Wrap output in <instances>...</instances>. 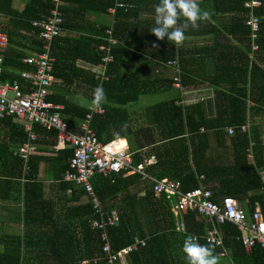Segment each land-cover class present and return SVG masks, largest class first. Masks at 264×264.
I'll return each mask as SVG.
<instances>
[{
    "label": "trees",
    "instance_id": "obj_1",
    "mask_svg": "<svg viewBox=\"0 0 264 264\" xmlns=\"http://www.w3.org/2000/svg\"><path fill=\"white\" fill-rule=\"evenodd\" d=\"M202 1L207 3L210 0ZM248 1L226 0L228 10L223 9V13L236 14L232 20L233 35L241 36L245 46L243 58L237 64L221 62L210 73L204 58L209 52L208 48L202 51L205 53L203 55L200 50L182 52L167 38L157 41L151 35L150 41L163 50L146 52L142 26H130V30L126 31L122 22L127 18L133 19L134 14L143 11V0H105L95 9L79 0H62L64 31H73L77 37L57 39L51 46L57 80L53 86L56 90L60 88L58 83L63 87L76 86L75 90L84 88L88 93L87 98L91 100L93 89L102 85L107 96L101 106L104 114L94 115L90 120V128L100 142L110 143L113 130L120 132L126 140L135 136V145L130 147L133 165L138 167L154 158V162L145 169L154 179L179 181L182 191L203 186L213 191L216 202L230 196L236 199L248 217L259 208L264 218V180L261 177L264 170V122L250 120L255 106L264 111V0H260L261 7L255 11L261 22L257 38L253 40L249 25L250 11L245 8ZM115 2L124 7L117 8L110 26L98 27L87 20L89 14L106 15L108 8ZM222 2L226 9L224 0ZM12 3L13 0H0V14L11 18L5 30H0V33L8 35L10 41L9 49L3 54V76L5 80L17 79L24 84L17 73L29 69L22 64V60L28 57L22 50L42 55L46 47L39 38L41 32L33 29L31 24L48 17L53 4L51 0H29L18 12L12 9ZM74 4H79V9L72 8ZM107 31H110V36L106 35ZM139 38L141 42L138 43ZM110 40L116 41V45L109 48L113 63L106 67L104 76L96 75L94 70L77 67V61L94 69L100 66L107 53L99 49L108 47ZM255 46L258 47L257 52L253 51ZM197 54L198 58H195ZM151 61L158 67L171 70V81L161 82L144 75V66ZM169 62L173 65L167 66ZM175 77L180 78L183 88L202 86L205 91L214 92V99L184 103L177 95L182 91L173 89ZM223 78L232 81L224 82ZM227 85L229 87L225 89ZM169 90H173L176 96L158 101L145 113L142 111L143 114L140 112L145 122L138 125L139 111H130L129 106L137 104L143 96L164 94ZM48 100L63 106L61 114L70 129L75 130L86 119L87 109L71 102L66 95L55 92ZM0 123L6 124L9 129L7 142L3 145L20 146L27 140V134L20 125L14 124L13 119L0 120ZM122 126H126L125 131H121ZM244 126H248L249 130L243 131ZM230 127L235 131L231 137L234 153L225 149L219 159L218 156L211 157L212 140L224 144L228 136L225 129ZM201 129L205 131L202 133ZM33 133L38 137L40 152H46V147L57 144V132L54 129L37 125L33 126ZM120 143L122 146L125 142ZM72 156L73 149L68 147L59 151L55 159L58 166L54 169L56 180L64 191L69 187L64 177L70 169ZM250 156L253 163L250 162ZM221 158L225 159L224 163L219 162ZM17 160L21 168L23 166L25 169V228L37 224L39 234L37 239L31 238L29 232L23 239L0 238V246L4 247L0 264H105L99 232L92 227L95 216L91 206L86 204L69 210L62 221L72 219L77 223L75 226H62L55 217L53 205L44 201L43 181L38 179L40 164L49 163L51 159L35 154L26 162L20 157ZM201 176H204L203 180H200ZM92 184L104 211L115 210L119 216L118 225L108 229L112 250L116 252L130 246L135 238L147 241L146 248L129 257L133 264H185L180 254L170 255L169 259L156 252L155 247L168 239L166 236L180 237L182 248L183 240L191 234L198 238L200 244L213 248L215 253L221 255V250L202 240L208 230L213 229L212 225L194 213L179 218L184 233H176L170 202L164 196L155 198L153 183L143 179L140 174L125 175L120 172L108 178L96 176ZM30 187L39 191L33 201L28 195ZM143 191L145 195L142 197ZM84 195V191L75 189L70 201L79 202ZM219 229L224 236L225 249L235 264H264V249L260 245L248 253L238 241L241 235L234 225L226 224ZM220 262L227 264L228 261L221 258Z\"/></svg>",
    "mask_w": 264,
    "mask_h": 264
},
{
    "label": "built area",
    "instance_id": "obj_2",
    "mask_svg": "<svg viewBox=\"0 0 264 264\" xmlns=\"http://www.w3.org/2000/svg\"><path fill=\"white\" fill-rule=\"evenodd\" d=\"M53 8L47 18L32 22L33 29L41 32L39 38L46 44L45 53L42 55H32L22 60V64L28 67V71L17 72L24 84L17 79H4L3 54L9 49L10 41L8 35L0 33V120L13 119L21 123L27 140L20 146L19 157L26 162L28 157L37 153L38 137L33 133V126L40 125L45 128L54 129L57 132L56 151L65 148L73 149V156L70 159V169L66 172L64 181L69 184L67 195L72 196L74 187L84 191L87 204L91 206L95 219L92 227L99 232L101 242V254L105 264H121L131 255L138 253L147 247V241L135 238L130 246L114 252L110 245L108 229L116 227L119 223L117 211L105 212L99 198L97 197L92 180L96 176L108 178L112 175L124 172L125 175L140 174L143 179L153 183L155 198L164 196L171 204V211L176 220L175 229L178 233H184V226L179 218L187 213H194L197 217L204 219L212 225L213 229L208 230L206 236L202 238L211 246L221 250V258L226 259L227 264H235L227 249H225L224 236L221 226L226 224L234 225L246 252L260 245L264 249V218L259 208L253 215L248 217L244 210L239 207L238 202L233 197H224L218 202L214 199L213 191L203 186L190 191H182L181 183L170 179L157 180L150 176L145 169L154 162V158L145 161L138 167L133 165L132 153L129 145L124 143L104 144L95 136L90 128V120L94 115H103L104 110L91 107L88 110L86 119L80 122L75 130L70 129L64 122L61 111L63 107L48 100L51 95L53 84L56 82L54 76L55 60L51 58V46L64 35V17L62 12V0H51ZM261 7L260 0H250L245 4V8L250 11L251 38L256 39L260 31V19L255 11ZM110 36V31L106 32ZM116 45L115 40L108 41V47H100L99 51H105L107 55L103 58L101 65L95 71L97 75L104 76L106 67L113 63V58L109 54V48ZM254 52L258 47L253 48ZM167 63V66H172ZM176 65V63H175ZM175 89L182 91V94H199L192 89L183 88L179 77H175L173 85ZM12 95V97L10 96ZM210 98H197L188 100V103H196ZM203 130V129H202ZM243 131H248L249 127L244 126ZM230 135L234 134V129H228ZM204 176L200 177L203 180ZM83 264H88L87 262Z\"/></svg>",
    "mask_w": 264,
    "mask_h": 264
},
{
    "label": "crops",
    "instance_id": "obj_3",
    "mask_svg": "<svg viewBox=\"0 0 264 264\" xmlns=\"http://www.w3.org/2000/svg\"><path fill=\"white\" fill-rule=\"evenodd\" d=\"M28 1L29 0H13L12 9L19 12L23 9L24 5L28 3ZM79 1L87 3L90 8L95 9L98 6H101V4L105 0H79ZM201 1L202 0H197V3L199 4L201 9L207 10L211 13L210 19L207 21L198 22L196 27L189 26V28L185 31L186 39L182 44L177 45V48L182 50V52H189L192 50V53L200 50V53H202V55L205 54L202 51L205 48H208L209 52L204 58H206L205 63L208 64V71L210 73H213L215 67L219 66V63L221 62H225L226 64H237L243 58V51L245 50L244 49L245 46L243 45V41H241L240 38L241 36L233 35L232 20L233 18L236 17V14L229 12L223 13V9L225 11L228 10V5L226 3V0H224L226 9L222 6L223 3L222 0H210L207 3H205V1H202L201 3ZM158 2L159 0H143V5H144L142 9L143 11H140L139 9L140 13H137V15L134 14L133 19L129 20V18H127L122 22L124 27L127 28L126 31L130 30V26H134V25L136 26L137 24L142 26L141 29L145 33L144 50L146 52H151V53L152 52L155 53L157 51L163 50V48H160L159 45H156L155 43H152L150 41V37L152 35L150 29L154 25V6ZM71 7L79 9V4H74L73 6L71 5ZM122 7H124L122 4L115 2L113 6L108 8L106 15L89 14L87 20L90 23L99 25L98 27H100V25H103L104 27L110 26L113 22L117 8H122ZM88 13H95V12H88ZM10 21L11 18L9 17V15L0 14V30H5L6 26L10 23ZM63 37L65 39L66 38L75 39L77 37V33H74L73 31L72 32L64 31ZM139 42H141L140 38L138 40V43ZM224 46L228 47L229 49L224 48ZM22 52L25 54L27 53L28 57L34 54L32 51L27 52L26 49L22 50ZM198 54L196 55L195 58H198L197 57ZM77 67L79 69L87 70V71L94 70V73L97 70V68H99L98 66L94 69L93 67L84 64L82 61H77ZM143 72L144 75L146 74L149 78L161 82L168 80L171 81V79L173 78V72L171 70H168L167 68L164 67L162 68L160 66L158 67L157 64H155V62L152 61L148 62L144 66ZM223 80L224 82L232 81V79L230 78H227L228 81L225 78H223ZM58 85H60V88L58 90H56L54 86L52 87L51 94L57 92L59 94L66 95V97H68L71 102L79 106L85 107L87 111L91 109L92 107L91 100L87 98L88 93L84 88L75 90L74 88L76 86L63 87L61 86L60 83H58ZM224 87L225 89H227L229 85ZM187 89H192L196 92H199V94H194V95L186 94L184 96L182 92L177 93L178 97H181L184 103H188L189 102L188 100L197 99V98L199 99L201 97L210 98L209 100L214 99L213 96L214 92H207L203 89L202 86L197 88H187ZM83 100L87 102L86 106L81 104V101ZM250 118L251 121L253 119L255 122L256 121L264 122V111L258 109V107L255 106L254 110H252L251 112ZM14 122L15 125L17 126L20 125L22 127L21 123L19 124L16 121ZM230 128L225 129L228 136L226 140H224V144H219V141H216L215 139L212 140L211 143L212 148L210 151L211 157L218 156L219 159V156L224 154L225 149H229V151L232 154L234 153L231 137L235 133L233 135H230L228 132V129ZM204 131H205L204 129L203 130L201 129L202 133ZM8 134H9V129L6 126V124L0 123V238L19 237L23 239L26 232H29L31 238L37 239L39 234V231L37 230V224L33 226H29L28 229L25 228V224H24L25 184H26L25 169L23 166L21 168V165L17 160L19 157L18 150L21 145L20 146H18L17 144H14L12 146L11 144L3 145L4 142H7ZM123 141H125L126 144L129 145V149H130L131 144L132 146L135 145L136 138L135 136H132L131 142L127 141L126 139H123ZM143 142L145 141L143 140ZM62 150L64 149H61L59 151ZM45 151L46 152H40L38 150L37 153H35L46 156L48 159L49 158L51 159L49 163L42 162L39 168L38 179L40 181H43L44 201L50 202L53 205V211L55 217L58 218V222L61 223L62 226H75V223L77 222L73 221L72 219L67 220L65 222L62 220L65 214L69 210L78 208L79 206L86 205L87 199L84 195L83 197L80 198L79 202L74 203L70 201L71 196L67 195V192L64 191V189L61 187V183L56 180V175L54 171V169L58 168V166L55 164V159L59 151H56L54 147H50V148L46 147ZM230 161L231 160H229L228 162ZM219 162L224 163L225 159L221 158ZM250 162L253 163V160ZM261 177L264 180V170L261 172ZM74 188L79 189L77 187ZM38 192L39 191L37 189H33V187H30V189L28 188V195L30 196V199H32V201L34 199V196L35 197L38 196ZM144 195H145V191L141 193L142 197ZM175 232L178 233L176 230ZM165 238L168 239L162 240L161 242L158 243V246L155 247L157 248L156 252L160 255L162 254L164 256H167V258L169 259H170V255L177 256L180 254L183 256L180 246L181 238L178 236L176 237L166 236ZM166 242H169L170 245L167 244ZM3 253H4V247L0 246V254ZM121 264H133V263L131 259L127 258Z\"/></svg>",
    "mask_w": 264,
    "mask_h": 264
},
{
    "label": "clouds",
    "instance_id": "obj_4",
    "mask_svg": "<svg viewBox=\"0 0 264 264\" xmlns=\"http://www.w3.org/2000/svg\"><path fill=\"white\" fill-rule=\"evenodd\" d=\"M210 16L209 11L200 8L197 0H159L154 6V25L150 32L157 41L167 38L168 42L180 45L186 39L185 31L189 26L196 27L198 22L207 21ZM106 100L103 86L97 85L92 92V107L99 109ZM125 130L126 126H122L121 131ZM112 137V144L124 139L115 130L112 131ZM181 252L185 264H220L221 255L215 253L213 248L200 244L198 238L191 234L183 240Z\"/></svg>",
    "mask_w": 264,
    "mask_h": 264
},
{
    "label": "rangeland",
    "instance_id": "obj_5",
    "mask_svg": "<svg viewBox=\"0 0 264 264\" xmlns=\"http://www.w3.org/2000/svg\"><path fill=\"white\" fill-rule=\"evenodd\" d=\"M172 95H175V92L173 90H169L167 93H164V94L159 93V94H155V95L143 96V97H141V99L138 101L137 104L130 105L129 110L130 111H134V110L139 111V112H137V114H138L137 116H139L140 112L142 114H143V112L145 113L146 110L149 109L150 106L154 105L155 103H157L160 100L171 98ZM10 96L12 97L11 94H10ZM81 104L86 106L87 102L85 100H83V101H81ZM144 122H145L144 117L142 115H140L139 120L137 121V124L142 125ZM127 141L131 142L132 137H130V139H127ZM131 146H132V144H131ZM250 161H252V157L250 158ZM220 264H221V262H220Z\"/></svg>",
    "mask_w": 264,
    "mask_h": 264
}]
</instances>
